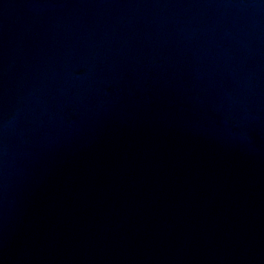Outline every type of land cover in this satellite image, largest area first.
<instances>
[{
	"label": "water",
	"instance_id": "95a60500",
	"mask_svg": "<svg viewBox=\"0 0 264 264\" xmlns=\"http://www.w3.org/2000/svg\"><path fill=\"white\" fill-rule=\"evenodd\" d=\"M142 175L196 264H264V0H0Z\"/></svg>",
	"mask_w": 264,
	"mask_h": 264
}]
</instances>
